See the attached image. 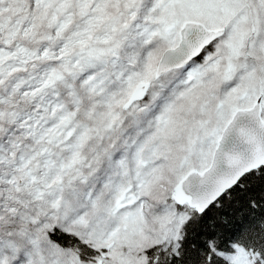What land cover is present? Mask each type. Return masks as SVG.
Listing matches in <instances>:
<instances>
[{
    "label": "rangeland",
    "instance_id": "obj_1",
    "mask_svg": "<svg viewBox=\"0 0 264 264\" xmlns=\"http://www.w3.org/2000/svg\"><path fill=\"white\" fill-rule=\"evenodd\" d=\"M20 1L0 0V103H8V109L0 108V123L15 120L22 137L11 133L9 126L2 129L0 193L6 190L8 198L3 204L19 215L22 193L45 208L62 200L61 207L71 212L73 222H94L87 229L96 249L90 264H142L139 247L144 242L159 241L166 228L172 237L178 236L185 213L175 211L167 200H172V186L191 168L201 171L209 165L233 110L259 98L264 118V0H28L24 5ZM32 13L38 15L37 21L28 16ZM184 21L224 26L225 31L184 68L154 79L157 60L166 47L178 42ZM145 39L149 44L139 46ZM43 60L46 63L41 64ZM19 69L33 72L35 86L20 92L24 105L15 110L12 103L21 99L10 90L21 83ZM105 75L113 76L110 90L98 85ZM141 80L154 84L140 102L144 104L140 119H135L138 104L130 110L122 105ZM75 83L77 92L71 88ZM80 95L85 96L83 102ZM77 106L83 109L82 117H73ZM28 111V120L18 121V115ZM121 111L124 126L116 123ZM84 115L97 128L91 146ZM153 116L158 119L152 128ZM31 122L33 129L26 130ZM71 134L79 146L64 159L61 146ZM143 135L152 138L149 147L160 140L162 159L153 167L142 163L140 174L133 175L140 160L151 157L137 150ZM99 137L102 147L97 145ZM124 144L131 146L124 158L110 151ZM172 151V162L175 157L178 161L164 164ZM80 153L92 164L85 168ZM155 168L162 173L155 174ZM92 173L95 180L106 175L107 191L67 192L65 185L87 186L89 178L84 176ZM100 187L106 189L104 180ZM116 208L121 213L113 221L109 215ZM39 220L46 222L43 216ZM158 231V236L152 234ZM9 243L13 253V239ZM3 244L8 251L6 242L0 247ZM227 256L233 264H255L251 254L238 248ZM67 262L79 264L70 251Z\"/></svg>",
    "mask_w": 264,
    "mask_h": 264
},
{
    "label": "trees",
    "instance_id": "obj_2",
    "mask_svg": "<svg viewBox=\"0 0 264 264\" xmlns=\"http://www.w3.org/2000/svg\"><path fill=\"white\" fill-rule=\"evenodd\" d=\"M25 2L28 0L20 1L21 5H24ZM28 16L35 17L36 21L38 19V15L34 13ZM26 43L29 44L28 41ZM43 63L46 61L43 60L41 64ZM19 70L17 74L21 76V83L16 88L17 90H10L12 91L11 95L21 99L20 102L12 103L16 104L15 110H19V107L24 105V97L20 96V92L33 89L35 86L33 72L26 69ZM58 86L61 87V93L66 98L69 97L67 89L59 83ZM71 88L76 92L78 90L76 83ZM83 98H85L84 95L81 96V102L84 101ZM77 99L79 100V96ZM1 107L8 109V103H0ZM29 112L18 115V121L25 123L28 120ZM71 112L74 113L73 117L83 116V109L78 106ZM123 116L121 111L119 122L122 126H124V122L121 120ZM85 120L89 127L88 145L91 146L94 144L90 141L97 139L95 134L97 128L87 116H85ZM8 126L11 133L22 138L18 134L19 128L15 124V120H4L0 123V138L5 135L2 129ZM25 129H33L32 122L27 123ZM66 136L64 140H66ZM67 139V143L63 144L60 150L64 159L67 153L74 154L75 148L79 146L78 139L73 134ZM102 141V138L99 137L97 145ZM102 146L99 144V147ZM172 153L173 151L170 152L168 158L170 165L178 161L175 157L172 162ZM79 160L84 161L85 168L92 164L83 153L79 154ZM66 161L68 162L69 158ZM71 171L73 172L74 169ZM84 177L86 180L89 178L88 188L99 186L103 181V177L100 180H95L93 173ZM83 185L84 183L82 185L76 184L77 187H83ZM5 193L6 190L0 193V199H2L0 206V235L2 240L0 242H6L8 251L5 244L0 247V264H44L48 259L57 257L58 250L73 252L82 261L94 257L95 249L91 244L85 242L89 234L85 238L82 237L87 233L90 222L85 225L73 222L71 212L67 208L62 209L60 204L63 202L62 200L55 203L50 202L51 205H47L45 208L31 202L26 193H22L18 215L15 211L9 212L10 206L3 204V201H8V198L4 197ZM13 206L16 207L14 204ZM176 208L178 211H187L185 212L187 215L180 226L179 236L175 241L172 239L161 240L147 245V242H144V246L142 244L139 247L142 264H233L227 255L233 253L236 248L251 254L255 264H264V165L245 173L202 212H197L186 205L176 206ZM39 211L45 212V214L43 215ZM9 214L16 216L10 217ZM42 216L46 220L45 223L39 220ZM10 238L13 239L14 247L17 249V253H13V260H10L12 259L9 246ZM27 251L29 253L26 254ZM24 253L26 254L25 257ZM39 257H41L40 261H38ZM58 260L60 259L58 258Z\"/></svg>",
    "mask_w": 264,
    "mask_h": 264
},
{
    "label": "water",
    "instance_id": "obj_3",
    "mask_svg": "<svg viewBox=\"0 0 264 264\" xmlns=\"http://www.w3.org/2000/svg\"><path fill=\"white\" fill-rule=\"evenodd\" d=\"M224 32L197 21H184L178 42L163 50L155 77L179 68L197 57L202 50ZM149 82L136 84L124 107L141 98ZM264 164V120L260 100L250 107L238 108L221 130L209 165L201 171L190 169L174 185L172 198L177 204L187 203L198 212L205 210L246 172Z\"/></svg>",
    "mask_w": 264,
    "mask_h": 264
}]
</instances>
